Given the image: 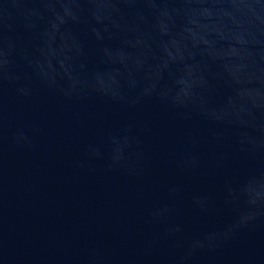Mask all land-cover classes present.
<instances>
[{
    "label": "water",
    "instance_id": "water-1",
    "mask_svg": "<svg viewBox=\"0 0 264 264\" xmlns=\"http://www.w3.org/2000/svg\"><path fill=\"white\" fill-rule=\"evenodd\" d=\"M0 264H264V0H0Z\"/></svg>",
    "mask_w": 264,
    "mask_h": 264
}]
</instances>
